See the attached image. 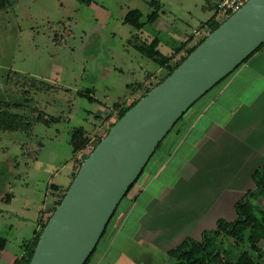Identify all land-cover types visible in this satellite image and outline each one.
I'll return each instance as SVG.
<instances>
[{"label":"rangeland","instance_id":"1","mask_svg":"<svg viewBox=\"0 0 264 264\" xmlns=\"http://www.w3.org/2000/svg\"><path fill=\"white\" fill-rule=\"evenodd\" d=\"M151 1L9 0L4 8H0V117L3 119L6 112L10 115L15 112L14 114L23 121L18 124L26 123L25 128L18 130L0 129V238L8 240L7 245L11 250L21 251L22 240L33 234L37 220L38 229H41L43 223L52 215L57 200L72 182L81 163L91 153L94 143L107 133L112 123L118 120L120 113L130 104L133 94L127 85L143 81L148 73L160 70L161 57L148 56L137 46L150 44L157 38L159 49L167 53L180 41L175 37L176 33L170 34L172 37L169 42L165 41L167 38L165 39V31L162 29L165 20L192 34L201 21L207 20V15L213 14L215 7L214 0H158L161 4V7H158L159 24L146 23L138 29L126 21L132 9L141 10V20L146 21L148 14L154 9ZM205 4L211 7L203 8ZM205 33L202 32L188 41L186 49L173 59V63L187 54ZM14 72L20 74L16 76ZM21 74L26 76L23 78ZM154 78L156 82L158 79ZM88 89L90 91H87ZM89 92L93 99L89 98ZM206 94L201 98H205ZM121 97L125 100L120 107L114 109V102ZM17 103L23 104L22 107L17 106ZM40 114L50 122L38 120ZM79 126L85 128V135L90 138V144L88 148L74 153L70 138L72 129ZM176 127L177 125L174 128ZM174 128L157 147L142 176L160 167L159 159L165 156L170 148L169 139L174 137ZM229 143L221 149L230 157V154L235 155L238 150L236 151L235 145ZM189 144V140L184 141L183 153L190 148ZM241 150L243 149L240 147L239 151ZM242 153L239 152L238 155L242 156ZM261 157L263 161L257 163L260 165L256 169L264 167V156ZM241 160L234 162L241 167L247 166L245 169L255 163L253 161L248 164ZM175 163L176 160L168 166L165 179L172 177L169 176V170ZM224 170H228L227 167H224ZM255 170L250 182L244 174L231 172L232 176L235 174L234 177L243 175L236 191L245 190L246 193L255 188ZM53 183L62 184L63 191L55 193L49 189L48 186ZM157 183L160 181H153L149 189L144 190L141 198L147 193H152ZM135 187L120 202L115 216L108 223L104 236L87 264L95 263L98 255L122 228L121 224L133 203ZM206 188L208 191L210 186ZM185 190L187 195L184 196L170 190L169 195L165 197V213L162 215L164 217L157 218L154 214L155 218H152V214L148 216L150 219H147V224L150 225L153 219L150 225L153 233L160 234L161 237L165 233L166 245L170 242L178 245L190 236L196 239L203 236L198 232V227L190 225L195 215L190 214L196 212L200 203L208 202L211 193H204L193 185ZM10 193L16 197L7 204L4 199L11 196ZM2 195L4 199L1 198ZM235 195L236 192L233 196ZM252 201L258 210L264 209L263 197ZM154 205L156 208L161 206L156 200ZM138 211L136 209L133 215H129V220L126 219L125 225L128 227L124 232L135 228L134 223L138 221L140 214ZM229 211L227 217L234 220L233 212ZM183 226L185 227L182 231L178 232ZM206 227L215 229L217 223L211 222ZM176 231L178 233H175ZM169 238L176 240L171 241ZM217 241L222 256L235 260L236 256L230 249V242H233L234 238L221 232ZM240 245L243 249H249L250 253L264 264V240L261 241L260 252L246 244ZM114 248L107 255L104 264L112 263L118 247ZM127 248L131 249L128 250L130 256L126 258V264L172 262L168 252L161 246L157 249L142 246L139 249L133 243H128ZM170 248L166 247L168 250ZM187 259L188 261L177 264H202V260L205 264H219L212 255L198 249ZM191 259L193 261H190ZM0 264H5L1 257Z\"/></svg>","mask_w":264,"mask_h":264},{"label":"water","instance_id":"2","mask_svg":"<svg viewBox=\"0 0 264 264\" xmlns=\"http://www.w3.org/2000/svg\"><path fill=\"white\" fill-rule=\"evenodd\" d=\"M263 43L264 0H247L129 108L85 158L29 264H85L163 139Z\"/></svg>","mask_w":264,"mask_h":264},{"label":"crops","instance_id":"3","mask_svg":"<svg viewBox=\"0 0 264 264\" xmlns=\"http://www.w3.org/2000/svg\"><path fill=\"white\" fill-rule=\"evenodd\" d=\"M217 1L214 0L215 5ZM209 7L211 6L207 4L203 5V8ZM213 8L214 12L213 14L207 15V20L214 15L215 7ZM182 11L180 9V12ZM189 13L192 14L190 11ZM159 17L153 23L159 24ZM205 21H201L193 29L194 32L190 34L176 27L169 20H165V26L162 27L165 31V39L167 38L165 41L169 42V38L172 37L170 35L171 33L174 35L175 33L177 34L175 37L178 38L177 40L180 43L187 40L191 35H193L192 39H194L196 35L199 36L198 28ZM196 30L198 31L197 33L195 32ZM182 34L184 37H182ZM181 38L182 40H180ZM180 43L178 44L180 45ZM178 44L176 43L173 46L174 49L171 47L172 49L170 48L164 54H173L176 57L182 53L186 49V46L179 53H174L175 48L179 46ZM209 91V94L207 93L205 98H200L193 104L180 120L179 124H177V127L174 128V137H170L169 139L170 148L166 155L159 159L160 167L156 171L150 170L145 175H141L135 183V185L138 184L139 186L137 185L135 187L134 185L133 203L130 205V211L127 212L128 215L126 217L129 220V217L134 214L135 210H139L138 212L140 214L137 213L139 214V219L134 223L135 228L129 232H124L128 227L125 225L127 222L125 219L121 224L122 228L120 231L115 235L111 243L106 246L104 251L98 255L94 264H104L103 262H106L107 255H109L111 249H115L114 247H118V249L111 264H126V258L130 256L128 250L131 249L127 248L128 243H133L139 249L142 246L152 249H157L161 246V248H165L166 252L168 251L166 249L167 246L171 248L173 245L176 246V244L171 242L169 245H166L165 233L161 237L162 235L153 233L152 227L150 226L153 222L152 218H155L153 214L156 217H164L162 215L165 213V197L169 195L170 190H173L178 195L184 196L187 195L185 188H190L193 185L202 190V192L204 191V193L208 191L211 193L209 194L208 202L200 203L196 208V212L190 214V216L195 214L192 217L190 225L198 227V232L201 234H203L208 228L206 226L211 224V222L217 223L220 218L232 220L227 217L228 210L231 213L233 212L232 218L237 217L236 202L245 193V190H235L241 182L240 178L243 175L234 177L235 174L232 176L231 172L234 171L237 175L244 174L250 182L252 172L260 165L257 163L262 160L261 156H264V46ZM132 97L133 95H131L130 99ZM97 114L101 115L100 113ZM186 115L188 116L186 117ZM186 140H189L191 144H189L190 148L186 150V153H183L182 145ZM228 142H230V145H235L236 151L238 150V153L236 152L237 157H235L236 154H230L229 157L221 149ZM240 147L243 150L239 151ZM239 152H243L242 156L238 155ZM238 157L242 159L241 161L244 160L245 163L251 164L255 161L256 164L253 163L245 169L247 166L241 167V165L234 162L240 161ZM175 160L174 167L169 170L171 172L169 176L172 177L165 179L164 176L165 172L169 169L168 166ZM227 162L229 165H227ZM224 167H227L228 170H224ZM156 180L160 181L159 184L157 183L156 189L141 198L144 190L149 189L152 182ZM207 186H210L208 191H206L208 189L206 188ZM235 192L236 195L233 196ZM10 195L5 199L3 198L4 195H2L1 198L7 204H10L12 202L11 200L16 197L15 194L10 193ZM155 200L161 204L158 208L154 205ZM174 209L177 210L175 207ZM174 213L177 214L178 211ZM151 214L152 222L149 225L147 224L149 221L147 219H150L148 216ZM38 225L37 220V227L33 230V234L39 228ZM187 225L189 224H185V226ZM185 226L179 228L178 232L182 231ZM178 232L176 231L175 233ZM173 237L175 238L176 236ZM28 238L22 240V247ZM173 239L169 238L171 241ZM176 239L178 238L176 237ZM4 240V243L2 240L0 242V244H4L0 245V257L5 264H11L23 253L24 249L22 248L21 251H13L7 245L8 240L6 238Z\"/></svg>","mask_w":264,"mask_h":264},{"label":"trees","instance_id":"4","mask_svg":"<svg viewBox=\"0 0 264 264\" xmlns=\"http://www.w3.org/2000/svg\"><path fill=\"white\" fill-rule=\"evenodd\" d=\"M82 1H86V0H82ZM7 3H9V0H0V8H4L7 5ZM150 3L154 6V9L148 14L146 21L141 20L143 13L139 9H132L128 13V16L126 17V21L130 22L132 25H134L138 29H141L146 23H153L154 21H156L157 18L159 17L158 7H161L160 6L161 4L158 0H152ZM215 9H216V5H215ZM221 22L223 21H219L217 19L216 10H215L214 15H212L208 20L203 22L198 28L199 31L206 32L205 36L202 37L200 41L187 52V54L182 55L177 60L176 63H173V59L175 58L173 54H164L158 48L159 40L157 38L150 44L144 43L143 45H138L137 46L138 49L141 50L144 54L148 56L158 55L161 57V60L159 61L160 70L155 71L154 73H148L143 81L128 84L127 87L131 91V94H133V97L131 99L130 104L120 113L119 118L129 108H131L142 96L147 94L156 84L164 80L187 57V55L200 42L203 41V39L211 31H213L220 25ZM192 38H193V35L189 36V38L185 40L184 42H181L180 45L175 48L174 53L175 54L179 53L187 45L188 41L191 40ZM263 46H264V43L261 44L250 56H252L255 52L263 48ZM248 58H246L245 60H247ZM14 73L16 76L20 74L19 72H14ZM21 75L23 78L26 76L24 74H21ZM154 77L158 79L156 82H154L155 80ZM8 78L12 80L10 76H8ZM87 91H90V90L88 89ZM89 98L93 99L90 92H89ZM123 100L125 99H123L122 97L117 99L114 102L113 108L117 109L118 107H120V104L122 103ZM22 105L23 104L21 103H17V106L19 107H22ZM6 113L7 114L3 116V119L0 117V129L13 131V130L25 128L26 123L24 125L18 124V122L22 120H20L18 115L14 114L15 112H12L13 113L11 114L12 116L8 114V112ZM184 115L181 117V119L184 117ZM54 119L58 120L59 118H54ZM38 120L43 121L45 120V118L42 114H40L38 117ZM45 121L46 123L50 122L47 120ZM179 121L177 122V124L179 123ZM114 123H112V126L114 125ZM109 130L107 131V133L109 132ZM104 136L98 138V140L94 143L92 150L96 147V145L100 142V140ZM70 144L73 148L74 153L79 150L88 148L90 144V138H88L85 135V128L83 126L75 127L74 129H72ZM253 179L256 182L255 188L250 189L248 192L245 193L244 196H242L236 202L235 208L237 212V217L234 220H227L225 218H220L217 222V227L215 229H206L203 232V236L201 239H196L190 236V237L185 238L180 244L170 248L167 252H168L169 258L172 259V262L169 264H177V263H180L181 261H188L187 258L193 252H195L196 249L200 250L201 252L212 255L215 261H217L219 264H261V261H259L258 258L254 257L250 253L249 249H243L240 245L241 243L246 244L250 246L252 249L257 250V252H260L262 250L261 241L264 240V209L258 210L256 207V204L252 201V199H259L260 197L264 198V167H261L255 170V172L253 173ZM135 183L132 184V186L130 187V189L128 190V192L126 193L124 197H126L129 194V192L134 187ZM48 188L51 190H54L55 193L63 191V185L56 184V183L49 185ZM68 188L69 186L65 189V191H63L62 196L57 200L56 206L61 202ZM115 214L116 212L114 213L112 218L115 216ZM47 221L43 223L41 229H36L34 231V234L23 243V249H24L23 253L19 255L14 260V262L11 264H29L30 263L31 258L34 254V251L36 249V246L38 244L40 235ZM221 232H224L227 235H230L234 238V241L230 242V249L232 250L233 254L236 256L235 260H230L222 256L220 252V244L217 241V236ZM1 240L4 243L5 241L4 238H0V242H2ZM95 251H96V248L94 252ZM91 256L87 259L85 264L89 262ZM190 261H193V260L191 259ZM202 264H205L204 260H202Z\"/></svg>","mask_w":264,"mask_h":264},{"label":"built area","instance_id":"5","mask_svg":"<svg viewBox=\"0 0 264 264\" xmlns=\"http://www.w3.org/2000/svg\"><path fill=\"white\" fill-rule=\"evenodd\" d=\"M247 0H218L216 3V17L219 21H224L235 11L240 9ZM198 32L197 30L195 31ZM198 34H202L201 31Z\"/></svg>","mask_w":264,"mask_h":264}]
</instances>
